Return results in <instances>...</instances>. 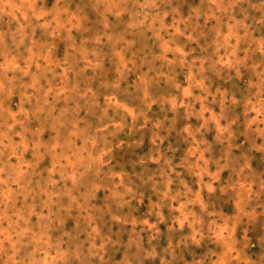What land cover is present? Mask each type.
Here are the masks:
<instances>
[{
  "label": "rangeland",
  "instance_id": "rangeland-1",
  "mask_svg": "<svg viewBox=\"0 0 264 264\" xmlns=\"http://www.w3.org/2000/svg\"><path fill=\"white\" fill-rule=\"evenodd\" d=\"M0 264H264V0H0Z\"/></svg>",
  "mask_w": 264,
  "mask_h": 264
},
{
  "label": "bare ground",
  "instance_id": "bare-ground-1",
  "mask_svg": "<svg viewBox=\"0 0 264 264\" xmlns=\"http://www.w3.org/2000/svg\"><path fill=\"white\" fill-rule=\"evenodd\" d=\"M8 120V119H7ZM14 122V121H13ZM255 197V196H254ZM226 216V215H225Z\"/></svg>",
  "mask_w": 264,
  "mask_h": 264
}]
</instances>
